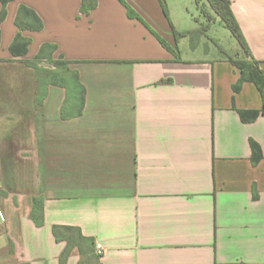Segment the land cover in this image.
Returning <instances> with one entry per match:
<instances>
[{
    "label": "crops",
    "instance_id": "crops-1",
    "mask_svg": "<svg viewBox=\"0 0 264 264\" xmlns=\"http://www.w3.org/2000/svg\"><path fill=\"white\" fill-rule=\"evenodd\" d=\"M124 1L177 55L119 0H97L87 14L82 0L6 5L0 68L52 44V59L72 62L85 96L77 116L70 76L63 85L46 76L36 88L7 90L0 75V264H59L66 243L55 240L54 226L78 228L94 250L101 245V264H264L259 91L251 82L234 91L240 71L231 57L201 52L200 41L182 56L187 35L175 39L171 25L200 31L181 27L186 0ZM229 2L264 70V0ZM21 5L43 29L21 31L31 43L14 57ZM34 198L43 202L42 227L30 219ZM79 260L74 248L66 264Z\"/></svg>",
    "mask_w": 264,
    "mask_h": 264
},
{
    "label": "trees",
    "instance_id": "trees-1",
    "mask_svg": "<svg viewBox=\"0 0 264 264\" xmlns=\"http://www.w3.org/2000/svg\"><path fill=\"white\" fill-rule=\"evenodd\" d=\"M9 1L11 0H1L2 8L0 11V24L6 17V5ZM119 1L126 8L128 17L139 20L147 29H149V31L153 33L165 49L173 55H177V50H173L169 47L168 44L151 27H149L144 20H142L124 0ZM195 2L201 13L207 18V24L199 29L202 34L208 31L210 24L214 20L219 19L223 27L226 28L237 41L240 47V52L237 53L235 59L228 58V60L240 71V79L233 87L234 91H239L243 82L253 83L261 95L262 112L264 113V70L259 68L258 62L253 60L251 56V52L232 13L229 0H195ZM96 6L97 0H82L81 13L87 14ZM207 7L213 13L212 16L205 9ZM15 25L19 29V33L15 36L9 47V51L14 57H23L27 54V49L31 40L23 37L20 32L41 31L43 29V22L31 9L21 5L17 11ZM171 30L175 39L189 35L177 33L172 25ZM56 51L57 47L55 45L43 44L33 60L37 62L48 61L52 64L55 72L51 73L49 77L53 79V85H63L62 81L58 80L60 78V75H58L59 73L63 75H70L72 83L78 91L77 100L79 110L76 115L79 116L81 115L84 107L85 89L79 82L77 73L69 69V65L72 62L64 61L62 60L63 58H59L57 60L52 59V55ZM252 154L255 162H257L261 157L260 150L256 145L252 146ZM30 219L37 227H42L44 225L43 202L41 199H33ZM52 233L57 242L66 243V246L59 258V264L67 263L71 251L74 248H77L80 254L79 264H101V257L95 254L94 240L83 236L78 228L71 226H54L52 228Z\"/></svg>",
    "mask_w": 264,
    "mask_h": 264
},
{
    "label": "rangeland",
    "instance_id": "rangeland-1",
    "mask_svg": "<svg viewBox=\"0 0 264 264\" xmlns=\"http://www.w3.org/2000/svg\"><path fill=\"white\" fill-rule=\"evenodd\" d=\"M170 5V4H169ZM182 15L181 27L187 29H200L201 26L197 25L198 22L207 24V18L201 13L194 0H186L178 4ZM185 7V8H183ZM204 8V7H203ZM208 13L212 16L210 9L205 8ZM201 42V52L206 48H211L214 56L220 57H236L237 53L240 52V47L231 33L223 27L221 23L212 22L210 28L206 33L200 31H193L186 37L180 40V52L182 56H190L193 46ZM55 72L52 64L48 61L37 62L32 60H19L15 61L12 65H7L0 68V75L5 79L4 86L7 90H28L31 87L36 88L37 79L45 78L50 76L51 73ZM62 83L69 78V74L59 73ZM5 243V239L0 238V245Z\"/></svg>",
    "mask_w": 264,
    "mask_h": 264
},
{
    "label": "built area",
    "instance_id": "built-area-1",
    "mask_svg": "<svg viewBox=\"0 0 264 264\" xmlns=\"http://www.w3.org/2000/svg\"><path fill=\"white\" fill-rule=\"evenodd\" d=\"M2 168V162H1V147H0V170ZM5 214L4 212L0 209V223L5 222ZM95 254L99 257L103 255V248L99 244H95Z\"/></svg>",
    "mask_w": 264,
    "mask_h": 264
}]
</instances>
